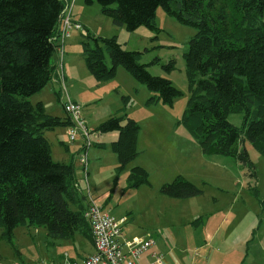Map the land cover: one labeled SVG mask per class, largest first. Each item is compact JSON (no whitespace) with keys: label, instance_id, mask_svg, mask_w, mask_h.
Returning <instances> with one entry per match:
<instances>
[{"label":"trees","instance_id":"16d2710c","mask_svg":"<svg viewBox=\"0 0 264 264\" xmlns=\"http://www.w3.org/2000/svg\"><path fill=\"white\" fill-rule=\"evenodd\" d=\"M84 3L97 4L112 24L127 31L140 26L158 31L155 15L159 7L180 24L194 27L183 56L189 96L178 122L203 154L234 158L255 178L249 154L244 146L239 147V142L248 140L264 154V0ZM63 8V0H0V238L9 242L13 229L20 225L43 226L53 240L73 239L76 233L91 239L84 217L86 198L74 185V164L53 160L45 136L46 131L68 127L72 121L67 114H49L41 102L30 101L53 78L54 38ZM83 30L82 56L96 82L113 78L121 65L151 92L147 103L172 106L182 95L171 80L149 72L142 62V51L125 49L116 36L103 37L86 27ZM164 67L173 68V61ZM56 95L59 98L58 92ZM232 113L242 114L241 126L229 122ZM139 129L125 106L94 129L97 133L118 132L117 139L110 142L117 158L114 182L139 155ZM142 185H150L147 170L131 166L126 188ZM158 189L174 198L202 193L180 174ZM250 190L258 197L256 185ZM259 204L264 211V199H259ZM200 220L197 217L192 223Z\"/></svg>","mask_w":264,"mask_h":264},{"label":"rangeland","instance_id":"374dc122","mask_svg":"<svg viewBox=\"0 0 264 264\" xmlns=\"http://www.w3.org/2000/svg\"><path fill=\"white\" fill-rule=\"evenodd\" d=\"M80 1L82 8L86 10L84 28L103 37L116 36L127 50L142 51V62L147 64L149 72L168 78L182 93L174 100L172 106L161 102L147 103L141 90L136 86L144 89L148 95H151V92L137 82L123 66L117 67L110 80L96 82L82 60L80 64L73 60L75 64L69 69V75H66L63 92L67 94L70 90L78 89L84 96V100L81 101L82 113L90 132V141L104 140L110 143L109 136L116 133H97L94 131L95 126L104 121L111 112L114 113L117 108L125 106L127 115L133 117L140 125L138 130L140 141L150 140L159 132L156 137H160V140L161 138L184 139L187 150L195 147L196 152H192L191 157H187L185 162L177 168L180 175L194 182L202 190L200 195L191 199L169 197L159 192V186L154 184V179L152 186L126 188L127 172L135 163L133 160L118 175L116 182L113 181V176L110 177L109 182L102 183L101 191H95L90 186V178L86 181L82 175L79 180L82 196H87L88 182L89 190L92 189L97 204L111 210L115 218L126 219L122 224V232L128 238L134 235H149L155 241L152 248L163 241L171 248L172 257L176 256L183 264H189V262L196 264L198 259H192L196 254L193 253L194 247L202 244V239L211 228V224L206 227L203 224L196 227L192 221L197 217L205 218L206 215L217 213V217L227 218L221 224L217 236H230L232 233L248 236L249 260L254 264H260V257L264 255V211L259 204V199H264V154L256 150L248 140L239 142V147L244 146L249 154L255 171L254 178L251 172L234 158L218 154H203L198 143L178 122L189 96V82L185 74L183 56L187 50L188 39L195 33L194 27L180 24L159 7L155 15L158 31H151L144 26L134 31H127L123 27L112 24L110 18L100 12L97 4L85 5L84 0ZM156 58L159 60L155 61ZM105 59L106 64L110 66L108 56ZM171 60L174 67L171 69L164 67ZM69 76H72L73 80L69 79ZM124 95L127 96L123 99ZM53 98H56L54 94L48 95L45 104ZM228 120L235 126H241L242 114H229ZM155 125H159L157 130ZM160 125H164V128H160ZM169 125L179 126L173 128ZM63 129L67 133V128ZM181 133H184L186 138H183ZM45 134L50 139L52 159L59 161L53 133L46 131ZM63 140L68 145L69 152L75 156V165L78 166L77 163H79L81 166L79 154L84 153L83 138L78 135L75 141H70L66 134ZM91 147L86 154L87 157H93L95 161V154L100 153L103 164L108 166L107 169H102L101 176H106L107 179L109 174L115 175L112 164L117 163L116 154L110 147L98 151L96 146ZM101 176L98 175L96 178L102 180L99 179ZM97 179L94 180L97 181ZM253 184L258 190V197L250 190ZM70 207L75 208L73 205ZM191 214L193 216L186 220L185 218L190 217ZM243 247L246 249L245 243ZM184 248L186 251L183 250ZM92 252L91 239L80 233H76L73 239L53 240L47 236L45 227L37 225L15 227L11 242L0 238V264H42L46 261L61 263L64 260V254L68 258L81 261ZM159 252L162 254V262L165 263L168 258H165L163 252ZM148 253L149 251L145 252L141 258ZM254 255L257 256L256 259H252Z\"/></svg>","mask_w":264,"mask_h":264},{"label":"crops","instance_id":"0c3cea01","mask_svg":"<svg viewBox=\"0 0 264 264\" xmlns=\"http://www.w3.org/2000/svg\"><path fill=\"white\" fill-rule=\"evenodd\" d=\"M63 14H64V11H62L61 17L59 19L58 34L54 38V43L56 45V48L53 54L54 58L52 59V64L54 65L53 78L38 93L30 97V101L32 103L41 102L44 105L45 111L47 113L52 114V115L55 114V116H60V117H64L66 115L65 110L63 108V102L65 100L70 99L80 104H81V101L84 100V96L81 94V92L78 89L70 90L66 94V92H63V87L67 79L66 75H69V69L72 67V65L75 64L73 60H76L78 63L81 60L82 62H84V59L82 56L81 41H82V36H83L82 32L84 31L83 28L85 26L84 22H86L85 20L86 10L82 8V3L80 0L79 1L73 0L72 4H70L69 16H70V19L74 23L80 25V28L78 29L73 26L70 27L67 31V36L65 37H61V28H62L61 22H62ZM61 53L62 55L60 56ZM59 62L61 66H59ZM60 70H61V73H59ZM69 77H70L69 79L73 80L72 76H69ZM136 88L141 90L143 97H145L146 101L152 95V94L151 95L146 94L144 89H142L141 87L136 86ZM57 92H58L59 98H57V95H56ZM53 94L55 95L56 98L51 99V101H48V104H45L46 97L48 95L52 96ZM111 114L112 112L109 115ZM155 126L157 130L159 125H155ZM169 126L174 128V126H179V125H169ZM63 128H67V127H57L51 130V132L54 135L53 139H55V143L57 144L56 150H57V155L60 157L59 162H63V163L72 162L74 164V167H75L74 185L77 186V190L80 196H82V188H81V183L79 180L81 179L82 175L85 177L86 181H87V178H90L91 180V181L89 180L90 186H92L95 191H101L102 183H106V181L109 182L110 177H113L115 175L111 173L109 174L110 176H108L107 179L105 178L106 176H101L102 169L103 168L107 169L108 166L106 164H103L102 158L100 157V153L95 154V158H94L95 161H93V157L92 158L87 157L86 171L83 170L82 165L80 166L79 163H77L78 166H76L75 156L69 152V147L63 140L64 135L67 134L66 132H64ZM160 128H164V125L163 126L160 125ZM165 128H168V126H165ZM112 132H115L116 134H111L109 136V139L114 141L118 137V132L117 131H112ZM139 134L140 132L137 133V138H136V147L139 151V155L137 156V158H135L134 160L135 163L132 164L131 166L140 165L144 167L149 174V181H150L151 186L153 185L152 184L153 179H154V184L158 186H160L164 182L171 181L177 174H179V170L177 168L178 165H180L181 163H184L187 157L190 158L192 152L193 153L196 152L195 147H193V149H190V150L186 149V146H185L186 140L184 139L180 140L177 138H170V139L161 138L160 140V137H156L159 134L158 132L150 140L140 141ZM181 135L183 136V138H186L184 137V133H181ZM45 136L47 137L46 134ZM47 139L50 143V139L48 137ZM101 143H103L104 146H102ZM93 145L97 147V151L100 149H106L107 147H110L109 142H106L104 140H98L96 142L90 141L89 145L83 143L82 149H84L87 154L91 150L92 148L91 146ZM50 148H51V144H50ZM51 155H52V151H51ZM168 161H170V163H168ZM116 164L117 163L112 164V166L115 168ZM98 175L101 176L99 179H102V180H98L96 178ZM94 179H97V181ZM87 189L89 191V194L95 200V197H94L95 195L93 194L92 189L89 190L90 188L88 186V182H87ZM102 207L104 210L108 211L111 215H113L111 210H107L104 206ZM189 212L193 213L192 210H189ZM192 216L193 215L191 214L190 217L185 218V219L188 220ZM122 218L124 217H120L118 219H122ZM226 219L227 218L225 217H221V218L217 217V213H214V214L206 215L205 218L201 217L200 221L193 224L196 227L200 226L201 224H203L204 227H206L208 224H211L210 230L206 232L205 238L202 239V244L200 246L194 247L193 253H196V254H194L192 259L193 260L198 259L196 264H254L253 261L249 260L250 257H249V252H248V243H247L248 236L244 237V236L235 235L233 233L230 236H217V233L221 229L220 228L221 224H223L226 221ZM133 237L151 238V236L149 235L147 236L134 235L128 238L127 235L123 233L124 239H131ZM217 237L219 239H217ZM244 243L246 244V249H244L243 247ZM183 250L186 251V248H184ZM148 251L149 253L143 258H141L142 255ZM159 251L164 253L165 258H168V260H166L165 263L162 262V264H183V262L176 256L172 257L171 248L168 247L166 243L163 241H161L157 246L153 248L151 246L149 250L147 249L144 253H142L139 256L138 261L141 264H151L153 261L152 253L153 252L160 253ZM256 258H257L256 255L252 256V259H256ZM260 260H261L260 264H264V255L260 257ZM189 264H193V263L189 262Z\"/></svg>","mask_w":264,"mask_h":264},{"label":"built area","instance_id":"2783aa9c","mask_svg":"<svg viewBox=\"0 0 264 264\" xmlns=\"http://www.w3.org/2000/svg\"><path fill=\"white\" fill-rule=\"evenodd\" d=\"M64 14L62 15L61 37L67 36L70 27L80 28L79 24L74 23L69 16L70 4L73 0H63ZM62 53L60 54V56ZM59 66H61L59 62ZM61 73V70L59 71ZM65 113L70 117L72 124L67 127V134L70 141H75L80 135L84 144H90V132L86 126L85 119L82 115V105L78 102L67 99L63 102ZM84 150V149H83ZM79 161L86 171L87 155L84 150L83 154H79ZM86 207L84 217L88 222L93 252L78 261L74 258H68L64 254V260L61 263L54 261H46L42 264H141L138 261L139 256L147 249L154 245L151 238L133 237L124 239L122 233V224L125 218L117 219L87 193ZM153 261L151 264H162V255L160 253H152Z\"/></svg>","mask_w":264,"mask_h":264}]
</instances>
